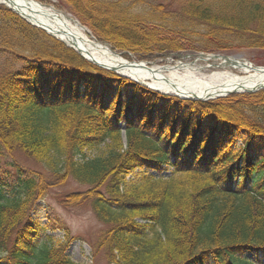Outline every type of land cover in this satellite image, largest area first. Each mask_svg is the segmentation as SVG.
<instances>
[{
    "label": "trees",
    "instance_id": "trees-1",
    "mask_svg": "<svg viewBox=\"0 0 264 264\" xmlns=\"http://www.w3.org/2000/svg\"><path fill=\"white\" fill-rule=\"evenodd\" d=\"M175 1L71 0V10L100 41L141 60L264 50V0ZM0 59L21 65L0 77L3 264H79L60 218L49 212L41 225L33 216L69 179L88 188L55 198L88 201L109 225L97 243L107 264H264V91L168 97L90 64L2 4ZM51 223L62 244L39 237Z\"/></svg>",
    "mask_w": 264,
    "mask_h": 264
},
{
    "label": "bare ground",
    "instance_id": "bare-ground-1",
    "mask_svg": "<svg viewBox=\"0 0 264 264\" xmlns=\"http://www.w3.org/2000/svg\"><path fill=\"white\" fill-rule=\"evenodd\" d=\"M0 2L24 15L31 22L47 25L55 36L62 39L65 44L80 50L87 58L99 61L100 64L114 68L122 75L125 74L167 94L213 99L235 92H257L264 89V68L255 67L238 57L219 58L216 65L224 67L223 70H212L205 74L199 73L202 67L195 66L194 62L152 67H145L144 64L141 65L142 62L130 65L129 59L114 53L106 44L89 37L86 27L75 18L51 6L43 5L37 0H0ZM228 66L238 71L226 69L225 67Z\"/></svg>",
    "mask_w": 264,
    "mask_h": 264
},
{
    "label": "rangeland",
    "instance_id": "rangeland-1",
    "mask_svg": "<svg viewBox=\"0 0 264 264\" xmlns=\"http://www.w3.org/2000/svg\"><path fill=\"white\" fill-rule=\"evenodd\" d=\"M43 5H48L56 9L57 11H60L64 13L65 15H69L73 18H75L76 21H79L82 26L86 27L87 34L89 37L94 38L95 40L100 41L97 37H95L93 31L91 30L90 27H87L85 24L77 18V16L74 15L72 12L71 8L74 7L72 4L71 0H37ZM162 1H169L168 3L172 2L174 5L176 3L175 0H162ZM1 4V3H0ZM5 6L4 4H2ZM6 7V6H5ZM7 8V7H6ZM9 9V8H8ZM103 44H106L102 42ZM109 48L110 46L106 44ZM113 49V48H111ZM116 51V53H123L122 57L124 56L125 58L129 60H137L144 62L148 66L152 67L154 65H162V66H170V65H177L179 62H184V63H190L194 62L195 66L202 67L199 71V73H207L208 71L212 70H223V68L218 67L217 64V59H205L204 57H201L199 55L203 51H180L178 53H167V55H154V57H151L150 59H137L133 57L132 54L127 53L125 50L123 51H118L116 49H113ZM206 54H219V55H227L230 58L233 57H238L242 59L243 61H247L251 64H253L255 67H264V50L263 49H253V48H244V49H238V50H230V51H225V52H203ZM208 66V67H207ZM21 65L19 63H12L8 61H4L0 59V77L3 76L7 72L14 71L18 68H20ZM207 67V68H206ZM226 69H231L230 66L225 67ZM238 71L236 69L233 70ZM257 91H264L262 90H257ZM236 93V92H235ZM231 93V94H235ZM245 93H257V92H245ZM237 94H243L242 92H238ZM170 96L173 98H177L173 95H166ZM178 99V98H177ZM215 99V98H214ZM196 101V100H194ZM73 107L70 108V110ZM124 130V125L120 123V132L117 134L119 137V144L123 147L125 146V141L122 135V132ZM132 132H135L133 130ZM131 132V133H132ZM136 133V132H135ZM109 142V141H107ZM110 145L115 146V143H109ZM21 162H25L28 165H31L34 168L39 169V166L32 163L31 161L25 160L22 156L19 157ZM142 174V171L139 170L135 172L132 177L128 176L126 177V181L131 180L132 178H139ZM155 174V173H154ZM156 175V174H155ZM165 177H168L170 174L166 172ZM177 179L180 181H185V185L188 186L190 183H193L196 181V183L199 182V179L197 178H190V177H185L184 174H177L175 175ZM190 179V180H189ZM195 180V181H194ZM87 185L83 186L79 184L76 181L72 180H67L65 184L62 186L58 187H53L52 189L48 190V194L39 202L36 204V209L33 212L34 218H36L41 225H45L48 223V213H54L57 215L60 220L64 223V225L67 226V237L69 240V245L66 247V253L69 258L74 263H79V264H107V257L105 256V250L104 248L99 247L97 245L99 237L101 236V232L104 230H107L109 227L108 224H106L104 221H101L97 216L96 213H94L91 204L88 201H83V202H75L72 204H67V205H61L57 202L56 196H60L69 192H74V191H85L87 189ZM39 237L43 239H48L50 238V242L53 245L57 244H62L64 242V232L61 231V229L55 227L51 223V227H47L46 229H43L39 233ZM98 247H97V246ZM248 259H254L252 255L247 256ZM0 264H3L0 261Z\"/></svg>",
    "mask_w": 264,
    "mask_h": 264
},
{
    "label": "water",
    "instance_id": "water-1",
    "mask_svg": "<svg viewBox=\"0 0 264 264\" xmlns=\"http://www.w3.org/2000/svg\"><path fill=\"white\" fill-rule=\"evenodd\" d=\"M0 3H2V2H0ZM2 4H4V3H2ZM7 8H9L10 10H12L14 13H16L21 19H25L29 24H31L32 26H35V27H37V28H39V29H41V30H43L44 32H46L48 35H50V36H52V37H54L55 39H59L61 42H63V40L62 39H60V38H58L57 36H55L54 35V33H53V31H52V29L51 28H49L47 25H43L42 23H38V22H31L29 19H27V18H25V16L24 15H21V14H19L17 11H15L13 8H10L8 5H6V4H4ZM64 43V42H63ZM65 44V43H64ZM75 44V43H74ZM65 46H67V47H70L71 49H74V47L72 46V45H67V44H65ZM75 51H76V53L79 55H81L82 56V58H84L85 60H87L89 63H92V64H94L96 67H98L99 69H103V70H107V71H110V72H115L118 76H120V77H122V78H127L128 80H131V81H133L135 84L137 83V84H139V85H141V86H143V87H145L146 89L148 88V89H150V90H153V91H155V92H159V93H161V94H163V95H173V96H175V97H177L178 99H183V100H196V101H207V100H209V99H200V98H195V97H191V98H189V97H185V96H178V95H174V94H167V93H164V92H162V91H160V90H155L154 88H152V87H150L149 85H145V84H143V83H141V82H139L138 80H134V79H132V78H129L127 75H122V74H120V73H118L114 68H109V67H106L104 64H100L99 63V61H96V60H92V59H89V58H87L80 50L78 51L77 49H74ZM113 50V49H112ZM113 52L114 53H116V51L115 50H113ZM124 53V52H123ZM123 53H116V54H119V55H122ZM201 55H203L202 53H200ZM222 56H224V55H222ZM222 56H220L219 54H211L209 57L211 58V57H213V58H220V57H222ZM224 57H226V58H229L227 55H225ZM93 58V57H92ZM231 59V58H230ZM130 65H135V64H137V63H141V61H137V60H129V62H128ZM145 65V67H149L147 64H145L144 62H142L141 63V65ZM249 92H251V91H249Z\"/></svg>",
    "mask_w": 264,
    "mask_h": 264
}]
</instances>
